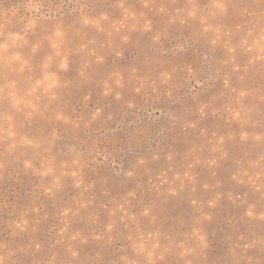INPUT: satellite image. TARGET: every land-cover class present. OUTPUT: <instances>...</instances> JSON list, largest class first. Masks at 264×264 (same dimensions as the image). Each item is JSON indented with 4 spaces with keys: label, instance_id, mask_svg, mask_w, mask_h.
<instances>
[{
    "label": "rangeland",
    "instance_id": "374dc122",
    "mask_svg": "<svg viewBox=\"0 0 264 264\" xmlns=\"http://www.w3.org/2000/svg\"><path fill=\"white\" fill-rule=\"evenodd\" d=\"M0 264H264V0H0Z\"/></svg>",
    "mask_w": 264,
    "mask_h": 264
}]
</instances>
